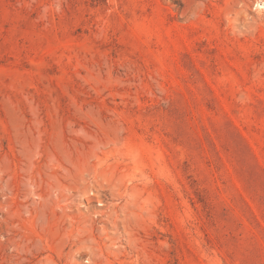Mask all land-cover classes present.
Here are the masks:
<instances>
[{
    "label": "rangeland",
    "instance_id": "1",
    "mask_svg": "<svg viewBox=\"0 0 264 264\" xmlns=\"http://www.w3.org/2000/svg\"><path fill=\"white\" fill-rule=\"evenodd\" d=\"M263 1L0 0V264H264Z\"/></svg>",
    "mask_w": 264,
    "mask_h": 264
},
{
    "label": "clouds",
    "instance_id": "2",
    "mask_svg": "<svg viewBox=\"0 0 264 264\" xmlns=\"http://www.w3.org/2000/svg\"><path fill=\"white\" fill-rule=\"evenodd\" d=\"M249 30L250 31H256V23L255 21L249 20Z\"/></svg>",
    "mask_w": 264,
    "mask_h": 264
},
{
    "label": "bare ground",
    "instance_id": "3",
    "mask_svg": "<svg viewBox=\"0 0 264 264\" xmlns=\"http://www.w3.org/2000/svg\"><path fill=\"white\" fill-rule=\"evenodd\" d=\"M263 2H264V1H263ZM263 2H262V3H263Z\"/></svg>",
    "mask_w": 264,
    "mask_h": 264
}]
</instances>
